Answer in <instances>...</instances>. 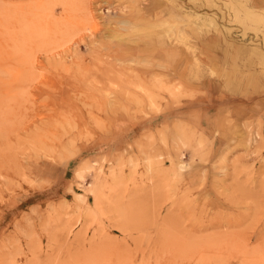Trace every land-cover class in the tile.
I'll list each match as a JSON object with an SVG mask.
<instances>
[{"label":"rangeland","instance_id":"1","mask_svg":"<svg viewBox=\"0 0 264 264\" xmlns=\"http://www.w3.org/2000/svg\"><path fill=\"white\" fill-rule=\"evenodd\" d=\"M0 264H264V0H0Z\"/></svg>","mask_w":264,"mask_h":264},{"label":"crops","instance_id":"2","mask_svg":"<svg viewBox=\"0 0 264 264\" xmlns=\"http://www.w3.org/2000/svg\"><path fill=\"white\" fill-rule=\"evenodd\" d=\"M158 116H159V115H158ZM159 117L161 118V116H159ZM162 118H163V117H162ZM151 120H153V118H152ZM161 122H162V121H161ZM161 122H160V124H162ZM154 124H155V123H152L150 126H151V127H154V126H160L159 121L156 122V125H154ZM158 124H159V125H158Z\"/></svg>","mask_w":264,"mask_h":264},{"label":"bare ground","instance_id":"3","mask_svg":"<svg viewBox=\"0 0 264 264\" xmlns=\"http://www.w3.org/2000/svg\"><path fill=\"white\" fill-rule=\"evenodd\" d=\"M181 166H183L182 163H181ZM78 175H79V177H82L83 178V175L82 174L79 173Z\"/></svg>","mask_w":264,"mask_h":264}]
</instances>
